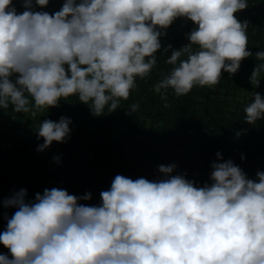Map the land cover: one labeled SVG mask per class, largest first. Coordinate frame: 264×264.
Listing matches in <instances>:
<instances>
[{"label": "clouds", "instance_id": "clouds-1", "mask_svg": "<svg viewBox=\"0 0 264 264\" xmlns=\"http://www.w3.org/2000/svg\"><path fill=\"white\" fill-rule=\"evenodd\" d=\"M20 3L18 14L13 0H0V109L11 105L33 118L73 96L93 116L115 111L156 66L160 38L177 18L196 27L166 60L172 67L154 86L162 99L168 89L179 97L194 86L213 88L253 55L248 22L235 15L247 0H64L54 14L34 11L33 0ZM255 58L264 62V51ZM262 72L259 63L254 87ZM243 111L255 125L264 119V97L255 92ZM71 123L43 120L37 151L66 142ZM176 167L160 165L157 180L116 175L98 206L79 203L91 193L52 188L26 201L20 189L3 201L17 210L0 233L11 254H0V264H264V172L254 180L231 159L213 162L211 183L197 186L186 173L172 175Z\"/></svg>", "mask_w": 264, "mask_h": 264}, {"label": "trees", "instance_id": "trees-1", "mask_svg": "<svg viewBox=\"0 0 264 264\" xmlns=\"http://www.w3.org/2000/svg\"><path fill=\"white\" fill-rule=\"evenodd\" d=\"M13 2L18 14L25 10L20 0ZM63 2L49 0L41 8L33 0V10L54 14ZM247 2L248 7L235 15L241 22H248L247 49L253 55L241 62L237 73L222 72L220 82L213 88L194 86L188 94L179 97L168 89L166 99L154 91V86L172 67L166 63L172 50L187 45V34L196 27L190 20L177 18L160 38L162 47L155 54L156 66L146 78L136 79L137 87L128 100L120 101L115 111L109 113L106 108L104 115L93 116L89 106L75 96L60 100L59 107L44 109L34 118L13 112L11 105L0 109V131L14 117V127L21 126L31 136L21 141V148L15 147L18 164L15 174L0 178V228L7 226L8 219L17 210L3 204L11 197L9 188L15 181L20 183L16 192L26 189V201L34 200L36 193L42 195L45 189L60 188L77 197L91 193V200L79 203L98 206L102 203L101 191L110 189L116 175L145 178V173L155 171L158 161L166 166L176 164L172 175L186 168L204 178L211 173L213 162L229 159L250 179L255 180L258 171L264 172V119L249 125L244 122L243 111L255 92L264 97V89L259 90L250 83L256 65L264 63L255 58L256 52L264 51V0ZM168 45L172 48L165 52ZM260 78H264V72ZM133 105H139L136 112H131ZM61 116L72 121L67 141L60 144L54 141L44 151H37L38 145L44 142L43 138L37 139L40 123L45 119L58 122ZM142 121H146L145 130H139ZM237 132L241 133L239 137ZM217 152L223 160L217 161ZM54 157H59V162ZM54 164L57 169L52 171ZM156 173L161 179L163 174L159 170ZM185 178L202 186L192 177ZM7 251L4 247L0 254Z\"/></svg>", "mask_w": 264, "mask_h": 264}, {"label": "built area", "instance_id": "built-area-1", "mask_svg": "<svg viewBox=\"0 0 264 264\" xmlns=\"http://www.w3.org/2000/svg\"><path fill=\"white\" fill-rule=\"evenodd\" d=\"M16 6V4H14ZM259 90L264 89V78H260ZM14 117H10L6 122V127L0 131V178H3L4 175L11 174L12 176L15 174V170L18 168L17 159H16V150L15 147H22L21 141L25 139L31 138V136L21 127H14ZM57 144H60L57 142ZM182 154H185V151H181ZM72 159L74 157L72 156ZM161 162L158 161L155 166V171L145 173V178L148 180H157L159 177L158 171ZM57 169V165L54 164L52 166V171ZM186 173V177L193 178L200 183L202 186L205 183H211L210 174H206L204 178H201V174L199 173H190L186 168L180 171V174ZM163 177V175H162ZM16 182V181H15ZM13 183V185L9 188V194L12 196L16 192V187L20 185V183ZM7 226H2L0 228V233L5 231ZM4 250V246L0 243V251Z\"/></svg>", "mask_w": 264, "mask_h": 264}, {"label": "rangeland", "instance_id": "rangeland-1", "mask_svg": "<svg viewBox=\"0 0 264 264\" xmlns=\"http://www.w3.org/2000/svg\"><path fill=\"white\" fill-rule=\"evenodd\" d=\"M26 115L29 116L28 114H26ZM28 118H30V117H28ZM145 128H146V121H142L140 123L139 130H145ZM5 255H7V256H9V258H11V254L9 253V251H7V253H5Z\"/></svg>", "mask_w": 264, "mask_h": 264}]
</instances>
